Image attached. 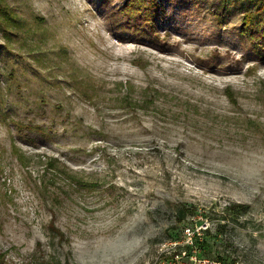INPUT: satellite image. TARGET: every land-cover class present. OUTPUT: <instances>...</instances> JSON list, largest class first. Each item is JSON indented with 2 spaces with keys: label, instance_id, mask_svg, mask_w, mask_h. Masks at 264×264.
I'll return each mask as SVG.
<instances>
[{
  "label": "rangeland",
  "instance_id": "rangeland-1",
  "mask_svg": "<svg viewBox=\"0 0 264 264\" xmlns=\"http://www.w3.org/2000/svg\"><path fill=\"white\" fill-rule=\"evenodd\" d=\"M129 1L0 0V264H264L261 0Z\"/></svg>",
  "mask_w": 264,
  "mask_h": 264
},
{
  "label": "built area",
  "instance_id": "built-area-1",
  "mask_svg": "<svg viewBox=\"0 0 264 264\" xmlns=\"http://www.w3.org/2000/svg\"><path fill=\"white\" fill-rule=\"evenodd\" d=\"M206 229L203 225L195 227L185 225L182 228L180 240L161 244L159 255L152 264H243L236 260H216L201 256L198 244Z\"/></svg>",
  "mask_w": 264,
  "mask_h": 264
},
{
  "label": "trees",
  "instance_id": "trees-1",
  "mask_svg": "<svg viewBox=\"0 0 264 264\" xmlns=\"http://www.w3.org/2000/svg\"><path fill=\"white\" fill-rule=\"evenodd\" d=\"M262 6H264V0H261ZM158 3L156 0H130L127 7L122 11L123 14L126 13L127 15L133 16L134 14L140 15L142 17H148L150 21H154V15L157 11ZM253 17V16H252ZM253 19L248 16L246 18L245 24L249 26L253 24ZM149 21L146 22L148 25ZM225 224H221V227H224Z\"/></svg>",
  "mask_w": 264,
  "mask_h": 264
}]
</instances>
